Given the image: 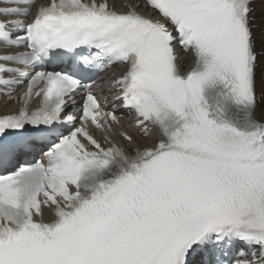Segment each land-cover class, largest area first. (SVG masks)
<instances>
[{
    "label": "snow or ice",
    "instance_id": "6c2138e0",
    "mask_svg": "<svg viewBox=\"0 0 264 264\" xmlns=\"http://www.w3.org/2000/svg\"><path fill=\"white\" fill-rule=\"evenodd\" d=\"M254 3L0 0V264H264Z\"/></svg>",
    "mask_w": 264,
    "mask_h": 264
},
{
    "label": "bare ground",
    "instance_id": "6f19581e",
    "mask_svg": "<svg viewBox=\"0 0 264 264\" xmlns=\"http://www.w3.org/2000/svg\"><path fill=\"white\" fill-rule=\"evenodd\" d=\"M255 19H257L255 24H258V28L255 29L254 31L256 32L257 37L259 38L261 33H264V0H258V2L255 4ZM182 61H183V58H182ZM188 66H189V62L187 60V63L185 65L184 69H187ZM259 80H260V77L258 76V84H259ZM7 104L10 105L11 102H8ZM125 121L127 123L126 119H125ZM127 125H128V127H130V122L127 123ZM130 130L134 136L139 137V135L136 131H133L132 128Z\"/></svg>",
    "mask_w": 264,
    "mask_h": 264
}]
</instances>
